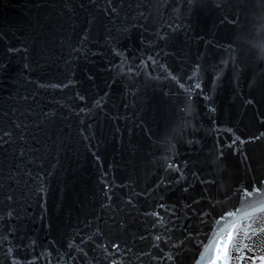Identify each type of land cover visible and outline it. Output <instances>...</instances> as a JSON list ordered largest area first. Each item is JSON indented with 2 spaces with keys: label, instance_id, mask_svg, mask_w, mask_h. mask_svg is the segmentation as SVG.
I'll list each match as a JSON object with an SVG mask.
<instances>
[{
  "label": "water",
  "instance_id": "95a60500",
  "mask_svg": "<svg viewBox=\"0 0 264 264\" xmlns=\"http://www.w3.org/2000/svg\"><path fill=\"white\" fill-rule=\"evenodd\" d=\"M258 9L0 0V264L214 262L264 185Z\"/></svg>",
  "mask_w": 264,
  "mask_h": 264
},
{
  "label": "clouds",
  "instance_id": "9594fccd",
  "mask_svg": "<svg viewBox=\"0 0 264 264\" xmlns=\"http://www.w3.org/2000/svg\"><path fill=\"white\" fill-rule=\"evenodd\" d=\"M251 47L257 58L264 60V9L252 13ZM224 231L217 237L226 247V264H262L264 258V185L241 187L232 201L221 207ZM231 214V215H229ZM232 225H235L233 228ZM211 228V225H209ZM207 240V237L205 238ZM215 249V246H213ZM208 264H213L209 257ZM219 264V262H217Z\"/></svg>",
  "mask_w": 264,
  "mask_h": 264
},
{
  "label": "snow or ice",
  "instance_id": "6c2138e0",
  "mask_svg": "<svg viewBox=\"0 0 264 264\" xmlns=\"http://www.w3.org/2000/svg\"><path fill=\"white\" fill-rule=\"evenodd\" d=\"M229 215H231V214H229ZM232 227L234 228L235 225H232ZM223 231H224V229L221 228L220 232H223ZM226 247L227 246L225 245L221 248L220 245H217V257L214 260L213 264H217V262H219V264H226V260L224 259Z\"/></svg>",
  "mask_w": 264,
  "mask_h": 264
}]
</instances>
